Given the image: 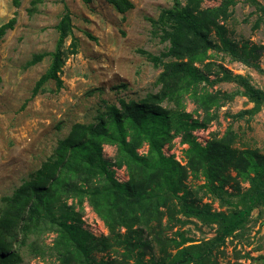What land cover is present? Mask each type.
Wrapping results in <instances>:
<instances>
[{
    "label": "rangeland",
    "instance_id": "obj_1",
    "mask_svg": "<svg viewBox=\"0 0 264 264\" xmlns=\"http://www.w3.org/2000/svg\"><path fill=\"white\" fill-rule=\"evenodd\" d=\"M130 1L134 8L122 14L106 0H93L90 3L83 0H22L19 8H15L11 0H0V26L12 18L17 20L15 28L0 38V216L9 207L8 198L54 156L58 142L70 134L73 126L98 123L100 116L106 112V104L119 105L120 99L139 102L161 90L162 84L158 83V79L163 68H156L140 52L160 56L168 51L169 44L161 40V27L156 26L155 22L164 11L172 8L174 0ZM221 1L207 0L202 7H218ZM257 1L264 5V0ZM236 2L232 8V18L225 23L228 37L239 45L246 42L250 46H264V22L259 29L252 28L259 16L254 6L246 0ZM66 9L69 11L72 33L63 47L69 54L60 73L63 88L58 90L55 81H49L43 91L33 96L37 82L51 66L50 54L55 52L59 42L57 26ZM212 35L215 38L216 35ZM74 41L77 48L76 53L72 54L69 51L73 49ZM215 41L219 42V39L215 38ZM38 54L47 55L42 62L29 66L28 63ZM257 63L262 72L234 61L224 52L210 51L205 61L195 62L193 66L203 71L211 83L222 78L223 69L248 78L253 86L264 90V52ZM205 67L208 69L205 70ZM201 87H206L210 93L243 91L238 84L230 81L213 86L203 83ZM191 94L182 97L179 106L182 108L168 101L162 106L173 111L171 114L178 122L194 124V121H198L202 124L205 114ZM252 107L247 97L239 95L232 102L212 107L210 111L217 118L206 127L190 128L188 125V132L177 135L174 131L170 132L173 138L163 145L161 153L185 172L181 171L183 175L171 185L168 196L176 197L168 200V206L160 204L158 208L163 214L168 212L170 206L176 211L172 219L165 214L161 223H154V226L164 228L162 236L172 239L176 238V233H182L197 244L216 237L214 226L186 219L180 213L182 200L179 198L186 193L194 195L195 203L207 204L213 210H233L218 195L200 190L207 179L199 167L198 171L190 169V144L186 135H191L190 139L203 150L212 140L222 139L233 132V148L236 151L258 153L264 158V107L251 119L245 117L239 120L234 117ZM127 139L130 140L129 137ZM150 150L149 142L145 141L137 154L147 157ZM118 152L117 144H101L103 160L115 162ZM111 169L117 182L129 181L127 166H114ZM253 175V172L249 173V177ZM227 176L231 177L225 187L229 194H236L238 187L242 191L249 188L247 176L239 175L235 170H230ZM92 181L95 182V179ZM78 184L87 188L85 183ZM162 192H166V189ZM65 194L56 201H48L54 219L69 226L79 225L97 240L112 239L109 248L92 252L97 263L115 261L116 264H134V259L140 253L144 254L145 262L164 255L163 247L153 241L145 230L141 239L135 235L131 238L136 248L129 259L127 244L121 247L114 241L105 221L94 210L88 197H68ZM47 218L41 212V219L34 220L39 223V231L35 228L24 242L19 237L14 245V250L21 256L18 264H59L55 245L60 226L53 225L51 218ZM119 232L127 243L130 240L128 230L121 227ZM144 243L149 245L144 247ZM169 245L165 246L168 251ZM213 261L217 264H264V208L252 212L247 225L215 251Z\"/></svg>",
    "mask_w": 264,
    "mask_h": 264
},
{
    "label": "trees",
    "instance_id": "obj_2",
    "mask_svg": "<svg viewBox=\"0 0 264 264\" xmlns=\"http://www.w3.org/2000/svg\"><path fill=\"white\" fill-rule=\"evenodd\" d=\"M11 1L15 8L21 6L22 0ZM83 1L90 3L93 0ZM106 1L122 14L134 8L130 0ZM205 1L207 0H174L172 8L164 11L155 22L156 26L161 27V40L169 44L168 51L160 56L146 51L140 52L156 68H163L158 79V83L162 84L161 90L139 102L120 99L119 105L106 104V112L100 116L98 123L73 126L70 134L58 142L54 156L42 165L30 181L25 182L8 198L9 207L0 216V264L21 262V256L14 250V245L19 237L24 242L35 228L39 231V223L34 220L41 219V212L51 218L53 225L60 226V235L55 245L59 264H116L115 261L97 263L92 255L94 250L109 248L111 238L97 240L79 225L69 226L66 222L60 223L54 219L48 201H56L64 193L68 197H88L94 210L105 221L114 241L121 247L127 244L125 247L129 259L136 248L131 238L135 235L141 239L145 230L153 241L163 247L164 255L159 259L145 262L144 254L140 253L134 259V264H217L213 261L215 251L247 225L254 210L264 208L263 157L258 153L236 151L233 148V132H229L222 139L212 140L203 150L187 134L186 139L190 144V169H202L207 179L200 190L218 195L233 210L216 211L207 204H197L191 193L179 198L182 200L180 213L186 219H195L202 225L215 227L216 237L199 244L182 233H176V238H166L161 233L164 228L154 226L155 222L161 223L165 214L171 219L176 214L171 206L165 214L158 208L160 204L168 206V200L176 197L168 196L171 185L183 175L181 171L185 172L176 162L161 153L163 145L173 138L170 132L174 131L176 135L188 132V125L190 128L206 127L217 118L210 111L212 107L232 102L239 95L247 97L253 107L237 113L234 116L236 119H251L264 107V90L253 86L248 78L222 69V78L211 83L203 71L193 66L195 62L205 61L210 51H216L224 52L234 61L262 72L257 60L264 52V46H250L246 42L239 45L228 37L225 23L232 18V8L235 7L236 0H222L218 7L206 9L202 7ZM246 1L259 14L252 26L253 30H257L264 22V5L257 0ZM16 23V18H12L0 26V38L12 31ZM57 27L59 42L55 52L50 54L51 66L37 82L33 96L43 91L49 81H55L58 90L63 88L60 73L69 55L63 47L72 33L67 9ZM212 33L219 42L215 41ZM71 47L73 49L69 53L75 54L77 42L74 41ZM46 55H35L28 65L42 62ZM206 67L205 70L208 69ZM224 81L238 84L243 91L210 93L206 87H201L203 83L205 86H213ZM187 94H191L198 108L204 112L202 124L198 121H194V124L178 122L171 114L173 111L162 106L168 101L175 103L177 108H182L179 107L182 97ZM145 141L149 142L151 150L147 157H141L137 150ZM104 142L118 145V157L113 163L101 157V144ZM123 165L127 166L130 179L126 183H119L114 179L111 168H120ZM230 170L248 177L249 188L246 191L238 187L236 194H229L225 190L231 178L227 176ZM250 172L254 173L252 177H249ZM94 179L95 182L92 181ZM78 183H85L87 188ZM165 189L166 192H162ZM121 227H125L130 235L127 243L119 232ZM145 245L149 243H144L143 246ZM166 245H169V251L165 249Z\"/></svg>",
    "mask_w": 264,
    "mask_h": 264
}]
</instances>
